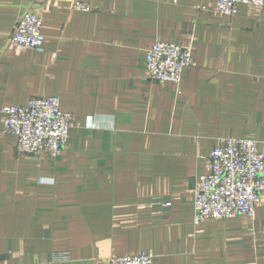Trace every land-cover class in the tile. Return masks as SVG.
I'll return each instance as SVG.
<instances>
[{
	"label": "crops",
	"instance_id": "obj_1",
	"mask_svg": "<svg viewBox=\"0 0 264 264\" xmlns=\"http://www.w3.org/2000/svg\"><path fill=\"white\" fill-rule=\"evenodd\" d=\"M74 1L88 10H76ZM216 0H0V264H264V196L251 218L193 224V187L221 138L264 152V7ZM43 18L42 47L8 38ZM156 41L190 46L179 84L149 78ZM57 96L75 117L61 153L18 154L2 106ZM92 117L95 126L87 124ZM70 260L52 262L50 253Z\"/></svg>",
	"mask_w": 264,
	"mask_h": 264
},
{
	"label": "built area",
	"instance_id": "obj_2",
	"mask_svg": "<svg viewBox=\"0 0 264 264\" xmlns=\"http://www.w3.org/2000/svg\"><path fill=\"white\" fill-rule=\"evenodd\" d=\"M238 4L263 8L264 0H216L215 10L232 16ZM76 10H88L86 2L74 1ZM43 18L33 10L20 15L8 38L15 49L39 50L43 44ZM148 76L156 82L179 84L183 68L194 64L192 48L167 41L154 42L145 52ZM3 132L16 137L17 153L46 151L58 156L67 143L69 130L76 125L72 113L60 108L57 96L31 98L24 106H2ZM95 126L92 117L87 118ZM209 172L199 175L193 187V224L207 218L226 219L236 215L251 218L264 196V152L254 140L221 138L208 156ZM53 262L70 260L68 251L50 253ZM153 254L141 251L134 255L113 256L107 264H152Z\"/></svg>",
	"mask_w": 264,
	"mask_h": 264
},
{
	"label": "rangeland",
	"instance_id": "obj_3",
	"mask_svg": "<svg viewBox=\"0 0 264 264\" xmlns=\"http://www.w3.org/2000/svg\"><path fill=\"white\" fill-rule=\"evenodd\" d=\"M42 47V46H41ZM3 127H4V124H3ZM16 138V137H15ZM67 144V143H66ZM66 146V145H65ZM64 146V147H65ZM40 152H42V151H40ZM40 152H37V153H33V152H30V153H25V154H38V153H40ZM19 154V153H18ZM20 154H22V153H20ZM53 262V261H52Z\"/></svg>",
	"mask_w": 264,
	"mask_h": 264
}]
</instances>
